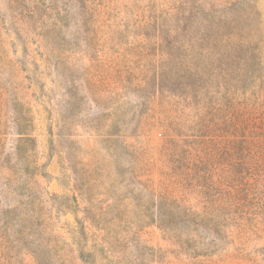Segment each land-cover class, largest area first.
I'll list each match as a JSON object with an SVG mask.
<instances>
[{
	"label": "rangeland",
	"instance_id": "1",
	"mask_svg": "<svg viewBox=\"0 0 264 264\" xmlns=\"http://www.w3.org/2000/svg\"><path fill=\"white\" fill-rule=\"evenodd\" d=\"M0 264H264V0H0Z\"/></svg>",
	"mask_w": 264,
	"mask_h": 264
}]
</instances>
